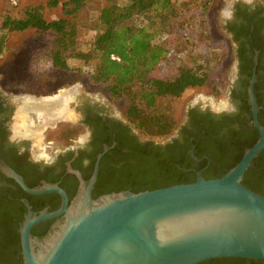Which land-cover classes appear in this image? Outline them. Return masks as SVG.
Returning a JSON list of instances; mask_svg holds the SVG:
<instances>
[{"label":"trees","instance_id":"1","mask_svg":"<svg viewBox=\"0 0 264 264\" xmlns=\"http://www.w3.org/2000/svg\"><path fill=\"white\" fill-rule=\"evenodd\" d=\"M55 9L61 11L60 15L48 19L46 11ZM185 9L179 0H108L106 6L90 13L87 0H42L24 6L16 16L12 13L4 15L1 28L14 32L35 30L55 36L53 45L45 54L51 61L49 70L41 77H29V71L22 72L20 87L40 91L54 89L72 71L69 60L80 59L88 68L85 71L88 84L102 88L112 101L123 103L128 120L145 136L161 138L170 135L177 127L181 116L179 103L186 90L207 86L210 80L208 62L213 54L206 50L211 42L222 39L210 22L201 23L188 15ZM84 30L96 32L86 44L80 40ZM171 35L178 36L176 42L166 40ZM226 43L229 44L227 40ZM171 52L172 60L169 58ZM112 55L120 60L112 59ZM163 63L171 64L167 72L160 68ZM25 67L28 69L29 65ZM219 89L213 85L217 94ZM259 104L264 105L261 97ZM70 134L64 132L62 137ZM202 139L215 147L209 151L213 167L205 173L206 179H210L221 177L234 167L244 154V146L251 147L258 138H252L241 146L238 138ZM195 153L199 157L203 154L197 150ZM164 168L155 161L149 168L139 170L134 174V192L196 180L192 173H177ZM23 173L30 187L39 186L25 171ZM44 177L48 182L59 180L53 175ZM60 180V186L67 188L66 178ZM243 184L264 195V150L246 171ZM116 185L98 182L93 197L119 192L111 191ZM22 195L41 197L20 191L12 194L13 198L9 200H19ZM30 200L33 210L38 211L39 206L32 198ZM10 203L19 204L21 213L26 211L23 204L9 201L8 206ZM56 207L53 206L52 210ZM17 222L10 206L0 210V264H23ZM48 224H37L33 234L44 237ZM263 263L264 260L260 259L228 257L198 264Z\"/></svg>","mask_w":264,"mask_h":264},{"label":"flooded vegetation","instance_id":"2","mask_svg":"<svg viewBox=\"0 0 264 264\" xmlns=\"http://www.w3.org/2000/svg\"><path fill=\"white\" fill-rule=\"evenodd\" d=\"M218 22L219 32L230 45L229 66L233 69L232 76L228 77L222 96L213 95L215 101H190L174 131L161 138L145 136L128 120L125 109L108 97L102 96L99 91L87 89L85 85L75 89H61L60 95H56L60 87H66L64 84L68 83H62L48 91L22 88L12 82L10 84L1 79L5 67L3 64L6 63L1 61L0 159L22 175L26 184L28 182L24 171L29 178H33L36 185L48 182L45 175L59 178L49 182L59 185L60 178H66L68 187L65 190L69 200L77 193L80 181L68 171V164L81 172L88 185L95 170L97 157L105 148L107 151L101 157L92 196L98 182L122 186L111 191L134 192V174L149 168L155 161L162 165V169L168 167L177 173H192L196 179L200 173L202 177L207 178L205 173L213 167L209 151L215 147L213 143L202 138H238L241 146L252 138L259 137L249 102V85L254 72V92L260 106L258 118L264 124V105L259 104V97L264 101V4L261 0H230ZM4 50L6 45L0 38V58L4 57ZM14 61L12 59L7 62ZM41 97H49L51 99H46L52 101L61 97V104L67 109L58 116H53L49 122L41 118L38 122L40 115L33 105L36 100H43ZM30 114L36 118L30 117ZM22 118L28 121V134L24 133L26 128L21 124ZM50 132H56L57 138H69V142L63 139L64 144L49 157L37 154L35 141H43V138L46 141L50 138ZM64 132L71 134L69 137H62ZM48 143L53 144V141ZM196 150L203 154L199 157L195 153ZM245 150L244 146L242 151ZM20 191L39 196L26 192L0 167V210L5 206L14 210V218L19 223L16 228L18 232L28 212L26 203L31 205L35 214L45 209L48 212L55 211L62 203L57 193L43 194L38 199L31 197L39 206V210L34 211L31 198L26 195L16 201L9 200L13 198L12 194ZM9 201L23 204L26 211L21 213L19 204L10 203L8 206ZM53 206L57 207L52 210ZM55 221L56 219L43 221L49 222L45 235ZM33 229L32 235L41 238L33 234Z\"/></svg>","mask_w":264,"mask_h":264},{"label":"water","instance_id":"3","mask_svg":"<svg viewBox=\"0 0 264 264\" xmlns=\"http://www.w3.org/2000/svg\"><path fill=\"white\" fill-rule=\"evenodd\" d=\"M257 62V57H256ZM255 70V69H254ZM256 73L249 85L257 141L224 175L152 190H122L92 196L103 153L97 157L87 185L79 170L68 171L80 181L69 200L58 183L36 187L25 183L0 159V167L28 193H57L60 207L28 212L19 227L23 264H198L216 258L264 260V195L243 184L246 171L264 150V124L259 121L254 92ZM56 219L42 238L32 235L35 225Z\"/></svg>","mask_w":264,"mask_h":264},{"label":"rangeland","instance_id":"4","mask_svg":"<svg viewBox=\"0 0 264 264\" xmlns=\"http://www.w3.org/2000/svg\"><path fill=\"white\" fill-rule=\"evenodd\" d=\"M41 1L42 0H0V38L3 39L4 45H6V50H4L5 52L3 54L4 57L0 58V62H6L3 64L5 67L1 79L7 80V82H9L10 84L12 82L15 83V85L20 86L19 84H22L21 82L24 74L22 72L29 71V77L35 75L41 77L42 75H45V73L51 67V61L45 54L46 51L53 45L55 39L53 33H40L35 30L14 32L9 31L8 29L1 28L4 15L12 13V15L16 16L19 14L20 10L24 8V6L32 3L37 4ZM229 1L230 0H179L182 6L186 8L185 10L188 15H191L192 17L196 18V20L201 21V23L203 21L210 22L216 34L222 38L220 39V41L214 40V42H211L208 49L206 50L210 52V54H213L212 57H209L210 62H208L210 80L207 86L186 90L179 103L181 115L184 108L190 101H215L216 99L213 95L219 94V96H222L223 90L227 83L226 81H228V77L232 76L233 69L231 66H229V62L231 60L230 45L226 43L227 39L224 38L218 30V19L224 13L225 7L229 3ZM261 1L264 4V0ZM107 4L108 0H87V10L88 12L93 13L95 11H99ZM60 13L61 11L58 9L47 10L46 16L48 19H51L59 16ZM95 33L96 32L93 30H84L81 32L80 40L84 44H86L87 42L91 41V39L95 36ZM166 36L167 35H165V37ZM177 39L178 36L175 35H171L166 38V40H169L170 42H176ZM169 58L171 60L174 59L173 52L170 53ZM12 59H14L15 61L10 63L7 62L11 61ZM26 65H29L28 69L25 67ZM69 65L72 68V71L67 73V76L65 77L66 79L63 81V83H68V85L64 84L66 85V87H60V89L58 90L59 93L56 92V95H60V92H62L61 89H75L85 85L87 89L99 91L100 93H102V96L104 95L108 97L102 88H99L90 83L89 85L87 83L85 71H88V68L84 65L82 60L72 58L69 60ZM170 66V63H163L160 68L163 71L167 72L170 69ZM75 68H82L84 71L74 70ZM213 85L220 88L218 94L213 90ZM41 98L43 100H47L46 98L51 99L49 97ZM43 100L36 101L41 103ZM109 100L111 99L109 98ZM46 103L49 104V100H47ZM114 103L120 105L123 109H125L123 103ZM29 116H33L34 118H36L33 114H30ZM37 121L40 122V116L37 118ZM21 124H26L24 118H22ZM56 135V132H50V138H47L46 141L44 138L42 139L43 141L36 140L35 142L37 143V154L49 157L56 150H59L61 145L64 144V140L57 138ZM48 141H53V144L48 143Z\"/></svg>","mask_w":264,"mask_h":264},{"label":"bare ground","instance_id":"5","mask_svg":"<svg viewBox=\"0 0 264 264\" xmlns=\"http://www.w3.org/2000/svg\"><path fill=\"white\" fill-rule=\"evenodd\" d=\"M69 100V99H68ZM68 100L65 102V105H67ZM47 100H43L41 103L39 102H35V104L33 105L35 107V111L40 115L41 119H44L45 122H49V119H51L53 116H58L60 113H62L63 111H65L67 109V107H64L61 103H62V98H58L57 101L56 99L53 100L51 102V100H49V104L46 103ZM27 125L23 126L26 128V132H24L25 134H28V121L25 119ZM30 124V122H29ZM43 126V125H42ZM23 129H20V131ZM20 131H19V136H20ZM21 136H23V134L21 133Z\"/></svg>","mask_w":264,"mask_h":264},{"label":"built area","instance_id":"6","mask_svg":"<svg viewBox=\"0 0 264 264\" xmlns=\"http://www.w3.org/2000/svg\"><path fill=\"white\" fill-rule=\"evenodd\" d=\"M112 59L114 60H120V58L118 56L112 55Z\"/></svg>","mask_w":264,"mask_h":264}]
</instances>
